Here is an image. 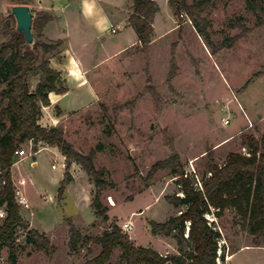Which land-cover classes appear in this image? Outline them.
<instances>
[{
	"label": "rangeland",
	"instance_id": "374dc122",
	"mask_svg": "<svg viewBox=\"0 0 264 264\" xmlns=\"http://www.w3.org/2000/svg\"><path fill=\"white\" fill-rule=\"evenodd\" d=\"M207 1L201 15L209 22L207 34L212 48L234 39L230 48L212 54L192 21L184 17L180 25L174 17L176 30L145 52L134 46L96 66L90 73L95 92L89 86L71 84V90L51 109H42V127L62 128L65 140L84 156L94 152L95 168L104 170L105 186L100 196L108 208V219L94 216L90 205L96 189L76 163L70 165L72 181L58 200L65 158L56 148L42 143L34 146L28 141L21 146L27 155L14 166L12 182L15 187L18 179L24 178L21 192L28 208L20 207L21 216L29 228L48 237L54 252L50 256L26 244V233L18 230L17 264H84L97 256L100 247L91 242L70 253L66 218L91 237L102 235L112 224L121 228L131 222L133 230L123 233L136 246L152 248L163 257L178 255L172 236H155L149 230V221L162 223L178 214L179 208L165 197L181 196L168 170L158 171L145 187L143 179L152 165L176 152L185 172L201 181L207 153L222 165L229 153L247 152L241 142L243 135L255 139L264 136V0H258L263 12L251 9L247 0ZM129 3L102 0L101 5L106 11L110 6L125 10ZM13 6V0H0V25ZM121 34L130 38L124 27L117 35L109 32L105 36L112 40ZM171 57L176 71L168 84ZM36 84L37 80L30 78L31 91ZM149 85L156 98L147 91ZM4 87L0 83V91ZM4 104L0 99V108ZM206 217L214 221L221 235L218 247L223 258L217 264H264V243L253 246L234 210L225 211L221 217ZM190 250L185 243L184 252ZM0 264H9L6 249L1 252ZM105 264L126 263L121 251L114 248Z\"/></svg>",
	"mask_w": 264,
	"mask_h": 264
},
{
	"label": "trees",
	"instance_id": "16d2710c",
	"mask_svg": "<svg viewBox=\"0 0 264 264\" xmlns=\"http://www.w3.org/2000/svg\"><path fill=\"white\" fill-rule=\"evenodd\" d=\"M13 2L15 6L23 4L22 0H13ZM132 2L133 11L127 24L137 35V46L145 52L151 43L152 23L158 12V6L153 0H132ZM207 2V0H199L188 4L187 0H169V6L180 25L183 23V18L187 17L192 21L196 33L203 39L205 45L212 48L207 34L209 22L201 15ZM247 2L251 9L263 12L258 0H247ZM52 20L54 16L47 11L33 14V46L25 44L24 36L16 31V23L11 15H8L0 25V83L5 85L0 91V99L5 102L0 108L2 132L0 208L5 212L0 224V255L2 250L6 249L9 264H17L18 230L26 233V244L36 246L50 256L54 252L50 240L44 233L29 228L28 223L21 216L20 206L14 197L11 171L17 160L14 152L21 149V146L28 141L34 146L42 143L56 148L65 158V174L58 188V200L62 199L65 186L72 181L69 173L70 165L76 163L96 189L90 205L94 216L103 221L108 219V208L102 205L100 196V190L105 186L102 179L104 170L95 168L94 152L85 156L78 153L65 140L62 128H45L39 124L41 109L50 106L49 94L67 93L60 73L50 66L51 57L59 52L63 42L50 40L43 33L44 28ZM233 41L234 39H229L219 47L212 48V54L230 48ZM175 71L174 60L171 57L166 80L168 84L171 83ZM30 78L37 80L33 91L30 90ZM147 91L156 98L151 85L148 86ZM241 142L247 152L229 153L222 165H218L211 153H207L206 172L201 181L185 172L184 165L176 152L153 164L143 179L145 187H148L158 171L168 170L179 186L181 196L165 197L170 205L179 208L178 214L162 223L148 222L152 235L174 238L178 255L163 257L152 248L136 246L117 224H112L110 229L100 236H86L71 218H66L70 253H77L82 245L91 242L100 247V252L84 264H105L114 248L121 251V258L126 264H217L218 240L221 235L216 230L214 221H209L206 216L212 214L214 217H221L229 209L234 210L239 217L241 229L252 238L253 246L261 247L264 243V136L255 139L243 135ZM34 152L36 153L37 150ZM186 229L187 236H185ZM185 243L191 246L189 252H184ZM222 258L223 256L219 257L221 260Z\"/></svg>",
	"mask_w": 264,
	"mask_h": 264
},
{
	"label": "crops",
	"instance_id": "0c3cea01",
	"mask_svg": "<svg viewBox=\"0 0 264 264\" xmlns=\"http://www.w3.org/2000/svg\"><path fill=\"white\" fill-rule=\"evenodd\" d=\"M153 1L158 6V12L152 23L153 34L149 46L164 39L177 28L169 0ZM101 2L102 0H22V5L28 6L33 14L47 11L54 16V20L47 24L43 33L50 40L63 42L59 52L51 57L50 66L60 73L67 93L71 90V84L77 87L89 86V90L95 92L90 80V73L95 67L107 63L138 44L134 29L127 24L133 11L132 0L125 10L110 6L111 10L106 11ZM116 27L119 29L112 33L111 30ZM123 27L129 32L130 38L124 34L112 40L106 38L107 33L117 35ZM67 93L49 94L50 106L42 109H51L58 98ZM21 161L20 157L14 162L12 174L14 166L17 167Z\"/></svg>",
	"mask_w": 264,
	"mask_h": 264
},
{
	"label": "water",
	"instance_id": "95a60500",
	"mask_svg": "<svg viewBox=\"0 0 264 264\" xmlns=\"http://www.w3.org/2000/svg\"><path fill=\"white\" fill-rule=\"evenodd\" d=\"M10 15L15 20L16 31L23 34L25 39V44L28 46H33L34 44V37L32 34L33 13L31 9L25 5H16L11 8Z\"/></svg>",
	"mask_w": 264,
	"mask_h": 264
},
{
	"label": "built area",
	"instance_id": "2783aa9c",
	"mask_svg": "<svg viewBox=\"0 0 264 264\" xmlns=\"http://www.w3.org/2000/svg\"><path fill=\"white\" fill-rule=\"evenodd\" d=\"M188 22H189V19H188ZM119 29V27H116L114 29L111 30L112 33H115L117 30ZM226 124H228V121H226ZM30 144H32L31 141H29ZM14 155L17 157V158H20V157H23L26 155V152L24 149H19L17 151L14 152ZM52 168L54 169L55 166H52ZM25 184V180L24 178H20L18 181H17V186L14 187V197H15V200L17 202V204L20 206V207H24V208H28V203H27V200L25 199V197L23 196L22 192H21V187ZM14 185V184H13ZM5 217V212L3 210V208H0V219H3ZM121 230L122 232L124 233H130L132 230H133V224L131 222H125L121 225ZM187 236V235H186ZM217 262L220 260L219 257L221 256L220 252L218 251L217 252Z\"/></svg>",
	"mask_w": 264,
	"mask_h": 264
}]
</instances>
